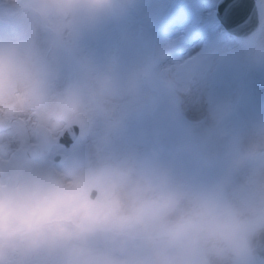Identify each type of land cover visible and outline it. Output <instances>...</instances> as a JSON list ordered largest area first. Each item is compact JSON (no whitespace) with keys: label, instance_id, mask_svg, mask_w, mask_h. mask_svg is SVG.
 Wrapping results in <instances>:
<instances>
[{"label":"rangeland","instance_id":"rangeland-1","mask_svg":"<svg viewBox=\"0 0 264 264\" xmlns=\"http://www.w3.org/2000/svg\"><path fill=\"white\" fill-rule=\"evenodd\" d=\"M215 2L105 0L97 11L41 22L0 0V42L19 37L49 98L79 102L53 137L0 124V160L9 161L0 163V188L131 169L166 191L210 198L243 227L239 264H264V0L261 27L247 40L221 36ZM198 73L204 110L189 120L180 93ZM72 122L76 142L56 144ZM32 143L36 160L25 157Z\"/></svg>","mask_w":264,"mask_h":264},{"label":"clouds","instance_id":"clouds-1","mask_svg":"<svg viewBox=\"0 0 264 264\" xmlns=\"http://www.w3.org/2000/svg\"><path fill=\"white\" fill-rule=\"evenodd\" d=\"M104 2L7 0L21 17L41 22L94 12ZM78 113L77 100L49 98L19 37L0 42V124L23 122L32 135L53 137ZM162 185L131 169L62 178L44 188L6 185L0 264H239L247 252L240 222L210 198Z\"/></svg>","mask_w":264,"mask_h":264},{"label":"water","instance_id":"water-1","mask_svg":"<svg viewBox=\"0 0 264 264\" xmlns=\"http://www.w3.org/2000/svg\"><path fill=\"white\" fill-rule=\"evenodd\" d=\"M217 17L230 34L237 37H248L259 27L258 1L219 0ZM76 136L77 129L74 125H71L58 142L69 146ZM26 155L28 157H36L38 153L33 147Z\"/></svg>","mask_w":264,"mask_h":264},{"label":"bare ground","instance_id":"bare-ground-1","mask_svg":"<svg viewBox=\"0 0 264 264\" xmlns=\"http://www.w3.org/2000/svg\"><path fill=\"white\" fill-rule=\"evenodd\" d=\"M219 53L217 57L212 61L211 67L215 64L217 58H219ZM192 81L190 82L187 92H181L180 95L182 96V103H181V110H185L184 116L189 120H195L202 115L204 110V97L207 90L206 84V75L203 73L195 74L192 77ZM184 108V109H183Z\"/></svg>","mask_w":264,"mask_h":264}]
</instances>
